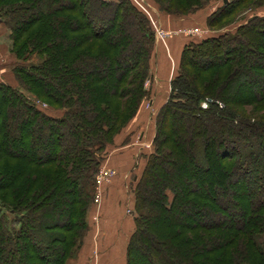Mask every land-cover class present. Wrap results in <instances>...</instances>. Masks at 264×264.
Masks as SVG:
<instances>
[{"label": "trees", "instance_id": "16d2710c", "mask_svg": "<svg viewBox=\"0 0 264 264\" xmlns=\"http://www.w3.org/2000/svg\"><path fill=\"white\" fill-rule=\"evenodd\" d=\"M153 1L189 16L211 0ZM260 8L222 0L205 27ZM0 21L15 59H37L12 67L17 87L0 81V264H66L101 154L149 96L154 31L130 0H0ZM245 109L264 111V14L183 46L132 188L125 264H264V113Z\"/></svg>", "mask_w": 264, "mask_h": 264}, {"label": "rangeland", "instance_id": "374dc122", "mask_svg": "<svg viewBox=\"0 0 264 264\" xmlns=\"http://www.w3.org/2000/svg\"><path fill=\"white\" fill-rule=\"evenodd\" d=\"M130 1L137 9L147 15L153 31H155L157 27L166 32L167 35L161 40V38L157 39L154 33V49L150 62L152 65L150 66V74L145 84V89L149 92V96L141 102L136 115L114 138L113 143L106 146L104 152L101 154L102 162L95 177L93 203L87 214L88 229L82 238L80 247L74 251L73 255L66 261V264H125L126 245L134 231L135 215L133 212L134 197L132 188L135 186L144 168L146 157L152 153L156 115L170 93L169 85L166 82L167 80L162 82V86L158 88L159 78L156 76L152 67L156 60V52L154 51L157 41L164 42L166 38H172L177 35L184 37L185 41L188 38V42L199 41L220 33L234 32L239 25L243 24L251 16L264 14L263 8L254 11H245L237 16L235 23L218 31L208 28L204 30L203 28L193 27L184 28L179 31L174 30L173 32L163 29L161 19L168 17L174 20L190 19L191 14L189 16L166 14L160 11L153 0ZM163 2L166 6H171L170 3L176 6L181 4L182 1L164 0ZM221 5L222 0H211L199 11L203 10L205 13L208 11L211 12ZM155 19H159L160 22H156ZM153 21L155 23H153ZM189 29H194L197 32L187 34L186 30L188 31ZM7 33L8 40L7 45H5L7 51L4 58L5 69L0 72V74L2 73L0 81L17 87V82L12 73V67L15 64L23 63L27 65L34 63L37 59L35 56H32L25 62L17 61L11 53V40L8 29ZM176 69L170 74L169 79H172L176 74ZM158 92L160 93L158 96L161 97L162 94V97L159 98V102L156 105H151L150 100H154V98H156L155 94ZM24 94L34 101L32 96L28 93L24 92ZM235 98L236 96H234L232 100ZM35 103L49 116L58 117L62 114L61 111L48 107L45 104ZM245 111L248 116H258L264 113V111H259V113L256 111L255 113L254 110L251 109H245ZM258 163L261 166L264 164V155L260 158ZM212 168L215 169L214 166ZM229 222L230 220H228V222L226 221L227 224H229Z\"/></svg>", "mask_w": 264, "mask_h": 264}, {"label": "crops", "instance_id": "0c3cea01", "mask_svg": "<svg viewBox=\"0 0 264 264\" xmlns=\"http://www.w3.org/2000/svg\"><path fill=\"white\" fill-rule=\"evenodd\" d=\"M213 12V11H211ZM211 12L205 13V11H199L196 14L191 15L190 19H176L174 20L173 18H163L161 19L162 27L163 29L173 31L174 30H181L184 28H193V27H198V28H205V19L206 17L211 14ZM156 22H160L159 19H155ZM207 32V31H206ZM187 38V37H186ZM7 40H8V33H7V28L5 27L4 23L0 21V72L1 70L3 71L4 68V58L6 56V51L7 47ZM188 38L184 39L182 36H174L172 38H166L164 42L162 41H157L155 44V51L156 52V60L154 65L152 66L156 76L159 78L158 82V88L162 86V82L166 81L167 84L169 85L170 88V74L177 68L178 62H179V57H180V52L186 43ZM152 64H150L151 66ZM151 68V67H150ZM153 71V72H154ZM2 74V73H1ZM0 74V76H1ZM158 91V90H157ZM160 92V91H159ZM155 94L156 98L154 100H150L151 105H156L159 101V98L161 97L158 96L160 93ZM144 116V114H143Z\"/></svg>", "mask_w": 264, "mask_h": 264}, {"label": "built area", "instance_id": "2783aa9c", "mask_svg": "<svg viewBox=\"0 0 264 264\" xmlns=\"http://www.w3.org/2000/svg\"><path fill=\"white\" fill-rule=\"evenodd\" d=\"M153 23H155V22L153 21ZM153 25H154V24H153ZM155 27H156V26H155ZM186 32H187V34H188V33H194V32H197V31L194 30V29H189L188 31L186 30ZM154 33H155L157 39H160V38H161V40H163V38L165 37V35H167L166 32H164L162 29H159V28H157V27L155 28ZM201 107H202V108H206V107H207V103H206V102H203Z\"/></svg>", "mask_w": 264, "mask_h": 264}]
</instances>
